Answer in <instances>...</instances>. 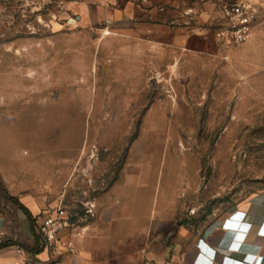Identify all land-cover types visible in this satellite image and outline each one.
Here are the masks:
<instances>
[{
	"label": "rangeland",
	"instance_id": "rangeland-1",
	"mask_svg": "<svg viewBox=\"0 0 264 264\" xmlns=\"http://www.w3.org/2000/svg\"><path fill=\"white\" fill-rule=\"evenodd\" d=\"M215 1L259 23L240 46L212 25L197 55L151 52L174 41L155 0H0V243L24 264H87L133 227L226 226L264 197V0ZM22 206L36 223L62 208L76 258L28 252Z\"/></svg>",
	"mask_w": 264,
	"mask_h": 264
},
{
	"label": "crops",
	"instance_id": "crops-1",
	"mask_svg": "<svg viewBox=\"0 0 264 264\" xmlns=\"http://www.w3.org/2000/svg\"><path fill=\"white\" fill-rule=\"evenodd\" d=\"M217 5L215 0H155V30L159 32L163 24H170L174 29L171 32L174 41L152 42L151 52L198 55L201 46L209 40V28L223 22V11L221 7L217 11ZM127 49L133 51L130 46ZM236 212H239L238 219L226 226L223 221L199 229L177 224L174 232L168 234L158 232L161 226H165L163 223L153 224L144 231L133 227L130 236L121 242H114L111 250L99 241L93 244L87 254L92 259L87 264H196L201 253L210 261L216 259L217 262L211 264H241L250 257H253L250 264H264V197L254 199ZM244 225L249 226L248 230L243 229ZM208 251L217 256L211 257ZM102 253L104 259L96 260ZM75 256L55 259L73 260ZM80 256V261L84 262L83 253ZM107 256L110 260L106 259ZM26 258V253L16 247L0 250V264H24Z\"/></svg>",
	"mask_w": 264,
	"mask_h": 264
},
{
	"label": "built area",
	"instance_id": "built-area-1",
	"mask_svg": "<svg viewBox=\"0 0 264 264\" xmlns=\"http://www.w3.org/2000/svg\"><path fill=\"white\" fill-rule=\"evenodd\" d=\"M222 11L224 15L223 22L215 30L217 44L221 46H240L247 43L259 23V9L257 6L247 1H238L225 4ZM4 227L5 221L0 216V239L4 237ZM248 228L249 226H243L244 230H248ZM37 233L41 237V248L52 253L55 257L74 256L77 240L82 236L75 225L70 222L62 208L55 212H46L37 222ZM262 233L264 234V229ZM208 254L213 258L217 256L212 252ZM250 259L253 261V257H250ZM215 261L216 259L210 261L201 253L196 260V264H211ZM231 264L239 263L231 262Z\"/></svg>",
	"mask_w": 264,
	"mask_h": 264
},
{
	"label": "trees",
	"instance_id": "trees-1",
	"mask_svg": "<svg viewBox=\"0 0 264 264\" xmlns=\"http://www.w3.org/2000/svg\"><path fill=\"white\" fill-rule=\"evenodd\" d=\"M21 208H22V211L25 214L28 222L31 225L32 233H33V236L35 238V248L33 250H29V249H26V250L28 252H32L34 255H38L40 253L39 248H40V245H41V237L37 233V223L34 220L32 213L27 208H25L23 206ZM12 246H17V245L14 244V243H12V244L0 243V250L8 248V247H12Z\"/></svg>",
	"mask_w": 264,
	"mask_h": 264
},
{
	"label": "clouds",
	"instance_id": "clouds-1",
	"mask_svg": "<svg viewBox=\"0 0 264 264\" xmlns=\"http://www.w3.org/2000/svg\"><path fill=\"white\" fill-rule=\"evenodd\" d=\"M250 263H252V260L250 258H246L242 264H250ZM216 264H218V263H216ZM224 264H226V262Z\"/></svg>",
	"mask_w": 264,
	"mask_h": 264
}]
</instances>
